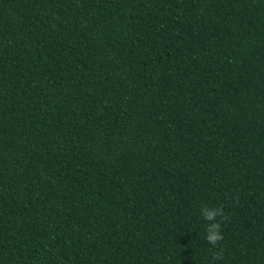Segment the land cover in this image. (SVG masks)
I'll return each mask as SVG.
<instances>
[{"label":"trees","instance_id":"16d2710c","mask_svg":"<svg viewBox=\"0 0 264 264\" xmlns=\"http://www.w3.org/2000/svg\"><path fill=\"white\" fill-rule=\"evenodd\" d=\"M0 264H264V0H0Z\"/></svg>","mask_w":264,"mask_h":264},{"label":"clouds","instance_id":"9594fccd","mask_svg":"<svg viewBox=\"0 0 264 264\" xmlns=\"http://www.w3.org/2000/svg\"><path fill=\"white\" fill-rule=\"evenodd\" d=\"M219 210L220 209H216V211L214 212V211L210 210L209 208H204L206 217L208 219H212L213 216L216 214V212H218ZM216 227H217V225L213 224L211 226V230L208 231L207 235H206V239L212 244H215L217 241L222 239V236L216 231Z\"/></svg>","mask_w":264,"mask_h":264}]
</instances>
